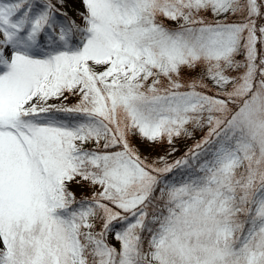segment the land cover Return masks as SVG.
Wrapping results in <instances>:
<instances>
[{
	"label": "snow or ice",
	"instance_id": "obj_1",
	"mask_svg": "<svg viewBox=\"0 0 264 264\" xmlns=\"http://www.w3.org/2000/svg\"><path fill=\"white\" fill-rule=\"evenodd\" d=\"M0 264H264V0H0Z\"/></svg>",
	"mask_w": 264,
	"mask_h": 264
},
{
	"label": "rangeland",
	"instance_id": "obj_2",
	"mask_svg": "<svg viewBox=\"0 0 264 264\" xmlns=\"http://www.w3.org/2000/svg\"><path fill=\"white\" fill-rule=\"evenodd\" d=\"M69 103H75V99L74 98H70ZM200 133L196 134V139H199L200 137ZM137 144H139V141H135ZM193 141L192 140H178L176 142V147L178 149V151L174 154L173 157H169V159H174L177 158L179 156H181L186 147L191 145ZM169 150V146L165 143L163 145L157 146L154 150L149 149V150H145L144 148H141V151L144 152V154L149 155V158H154L156 156H162L165 155L167 153V151ZM72 190L76 193L77 197L79 198L81 195H90V191H88L87 189H80L77 186H72ZM113 243H115V241H112Z\"/></svg>",
	"mask_w": 264,
	"mask_h": 264
}]
</instances>
